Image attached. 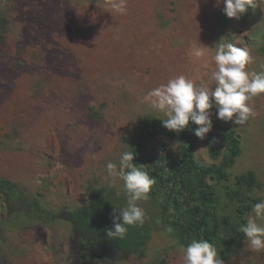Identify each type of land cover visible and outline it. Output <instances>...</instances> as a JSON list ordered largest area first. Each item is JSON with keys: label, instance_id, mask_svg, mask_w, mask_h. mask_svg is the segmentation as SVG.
<instances>
[{"label": "rangeland", "instance_id": "obj_1", "mask_svg": "<svg viewBox=\"0 0 264 264\" xmlns=\"http://www.w3.org/2000/svg\"><path fill=\"white\" fill-rule=\"evenodd\" d=\"M223 7L215 0H127V12L120 14L106 0H0L5 20L0 30V178L16 183L26 201L36 200L49 212L35 220L24 213L27 202L8 208L0 196V264L78 263L71 253L67 212L87 202L90 181L113 182L126 198L123 181H113L106 164L119 166L132 136L147 119L160 117L144 101L150 90L180 74L214 88L211 56L221 43L249 48L255 61L246 70L261 71L264 3L249 7L244 20L228 18ZM201 44L212 48L196 58L191 51ZM249 103L256 115L244 125L213 114L212 130L198 138L194 150L199 163L217 164L222 155L210 157L212 134L223 147V131L239 135L241 151L227 169V181L205 179L215 187L217 213L231 220L242 201L228 198L225 189L236 187V175L251 170L255 178L244 185L252 199L245 203L251 207L247 220L254 216L252 206L264 200V94ZM175 141L155 135L147 147L157 155L176 156ZM164 197L161 191L156 200ZM137 203L147 215L157 211L151 197ZM182 257L171 232L154 228L143 257L129 255L116 264H183ZM223 261L264 264V251L251 250L245 240Z\"/></svg>", "mask_w": 264, "mask_h": 264}, {"label": "trees", "instance_id": "obj_2", "mask_svg": "<svg viewBox=\"0 0 264 264\" xmlns=\"http://www.w3.org/2000/svg\"><path fill=\"white\" fill-rule=\"evenodd\" d=\"M249 12L248 8L242 16L243 20L248 18ZM2 22L5 20L0 16V30ZM2 39L3 34L0 32V40ZM89 109L92 110L93 107L90 106ZM195 127L197 126L190 122V127L177 135L165 129L156 117H152L132 136L130 151L135 153L133 163L156 180L148 195L157 204V211L146 214L147 218L142 226H128L123 239L108 237L106 230L112 227L113 207L121 209L126 206L125 196L108 184L88 182L85 188L87 202L68 211L66 216L71 224V253L75 254L77 264H116L129 255L141 258L145 255L154 228L171 227V235L180 246H187L193 239L207 240L214 244L223 260L230 258L243 245L246 238L238 229L247 224L246 214L251 209L250 205L245 204L252 199L244 185L255 181L253 171L236 175V187L225 189L228 198L235 197L237 201H242L235 208L234 220L217 213L218 197L215 187L205 181L207 177L212 182L227 181V169L233 165L241 151L239 135L233 129L223 131L226 140L223 147L212 134L210 157L217 160L222 156L217 164L203 165L194 155L198 144V137L193 131ZM155 135L179 140L176 156L157 155L150 151L147 143ZM160 147L164 150L166 145L161 144ZM161 191L165 197L158 202L156 198L161 195ZM0 196L8 208L12 202H20L21 206L23 202H27L26 207L23 206L26 217L37 220L49 213L36 200L26 201L18 185L5 178H0Z\"/></svg>", "mask_w": 264, "mask_h": 264}, {"label": "clouds", "instance_id": "obj_3", "mask_svg": "<svg viewBox=\"0 0 264 264\" xmlns=\"http://www.w3.org/2000/svg\"><path fill=\"white\" fill-rule=\"evenodd\" d=\"M215 2L216 5L223 3L222 12L228 18L240 20L249 7H260L264 0ZM106 5L120 14L127 12V0H106ZM201 45L194 48L191 55L202 58L212 48ZM211 58L215 63V70L211 71L209 79L215 82L214 88L180 74L153 88L144 97L150 109L160 114L157 119L165 129L179 135L190 127L191 122L197 126L193 129L195 136L203 140L213 128V114L217 119L234 125H244L250 117L256 115L249 102L264 94V65L260 66L259 72L247 71L246 66L254 63L255 57L249 48L238 47L233 43L219 44L214 48ZM179 145L180 141L177 140L171 147L175 150ZM134 157V152L124 151L121 153L119 166L111 161L106 164L107 173L113 181L116 178L123 181L126 195L125 207H113L112 227L106 230L108 237L123 239L128 226H142L147 218L145 210L137 202L149 199L148 194L156 180L133 163ZM112 183H109V187H112ZM252 212L254 216H250L247 224L241 225L238 230L244 234L251 250L264 251V224L257 222L264 220V200L255 203ZM167 231L172 232L173 229L168 227ZM181 250L183 264H224L214 244L207 240L193 239L187 246H181Z\"/></svg>", "mask_w": 264, "mask_h": 264}]
</instances>
